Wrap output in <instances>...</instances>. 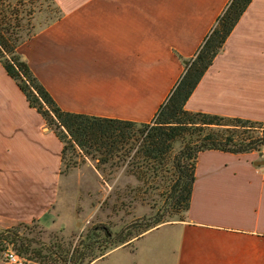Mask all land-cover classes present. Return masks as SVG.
Wrapping results in <instances>:
<instances>
[{
  "label": "crops",
  "instance_id": "1",
  "mask_svg": "<svg viewBox=\"0 0 264 264\" xmlns=\"http://www.w3.org/2000/svg\"><path fill=\"white\" fill-rule=\"evenodd\" d=\"M53 1L60 17L18 51L57 104L150 122L230 0ZM185 108L264 122V0H251ZM62 147L0 63L1 225L50 211ZM136 244L139 264H264V148L199 152L184 217Z\"/></svg>",
  "mask_w": 264,
  "mask_h": 264
},
{
  "label": "trees",
  "instance_id": "2",
  "mask_svg": "<svg viewBox=\"0 0 264 264\" xmlns=\"http://www.w3.org/2000/svg\"><path fill=\"white\" fill-rule=\"evenodd\" d=\"M44 1L55 3L53 0ZM37 2L0 0V63L16 82L30 107L41 114L46 125L62 142V165L73 163L70 153L91 156L103 164L116 159L117 164L127 158L130 163L137 154H141L143 160L151 163L170 152L176 141L182 140L183 146L173 160L176 178L170 191L176 204L186 211L199 152L218 149L246 153L264 148V122L185 108L186 101L222 50L251 0H230L227 3L195 54L184 59V71L150 122L69 112L57 104L18 51V46L37 32L32 31L34 26L31 22ZM50 10L55 14L46 10L50 16L44 27L60 17L58 5ZM134 149L136 153L131 155ZM161 222L158 217L146 222L144 228L147 230ZM27 225L18 222L9 228L0 227V250L13 246L26 264H88L102 256L105 248L111 249L129 239L123 231L113 233L107 226H95L90 230L92 237L87 238V235L83 248L77 250L63 247L58 241L47 243L40 237H32L26 232ZM103 243L106 245L104 249Z\"/></svg>",
  "mask_w": 264,
  "mask_h": 264
},
{
  "label": "rangeland",
  "instance_id": "3",
  "mask_svg": "<svg viewBox=\"0 0 264 264\" xmlns=\"http://www.w3.org/2000/svg\"><path fill=\"white\" fill-rule=\"evenodd\" d=\"M37 1L38 5L31 21L34 26L32 31L35 32L44 27L46 19L50 16L46 10L51 12L50 9H53L54 5L57 6L56 3ZM182 146V140L176 141L170 152L151 163L143 160L141 154H137L135 160L130 163L127 158L117 164V159L103 164L91 156L70 153L73 165H62L61 162L60 187L50 211L42 218L25 222L28 224L26 232L32 237H40L47 243L58 241L63 247L81 250L92 228L107 226L113 233L123 231L129 239L111 249L105 248L103 243L104 254L88 264H139L141 255L135 254L137 240L161 224L184 217L185 211L176 204L170 191L176 178L174 156ZM135 153L136 149L131 155ZM158 217L162 222L145 230L146 222L154 221ZM14 224L16 223L4 226L0 224V227L5 229ZM161 234L162 230L156 231L141 241L140 252L143 242L147 245L148 242L159 239ZM90 237L92 236L87 238ZM10 250L14 251L13 246ZM5 252L6 250H0L2 263H8ZM153 259L155 260L152 264L163 262L158 255ZM133 260L136 263H133Z\"/></svg>",
  "mask_w": 264,
  "mask_h": 264
},
{
  "label": "built area",
  "instance_id": "4",
  "mask_svg": "<svg viewBox=\"0 0 264 264\" xmlns=\"http://www.w3.org/2000/svg\"><path fill=\"white\" fill-rule=\"evenodd\" d=\"M5 250V258L8 262L13 264H25L24 260L20 256H18L15 251L10 250V248Z\"/></svg>",
  "mask_w": 264,
  "mask_h": 264
}]
</instances>
